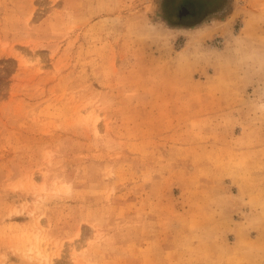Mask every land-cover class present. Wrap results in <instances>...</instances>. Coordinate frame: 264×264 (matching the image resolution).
<instances>
[{"label": "rangeland", "instance_id": "rangeland-1", "mask_svg": "<svg viewBox=\"0 0 264 264\" xmlns=\"http://www.w3.org/2000/svg\"><path fill=\"white\" fill-rule=\"evenodd\" d=\"M190 12L0 0V264H264V0Z\"/></svg>", "mask_w": 264, "mask_h": 264}, {"label": "trees", "instance_id": "trees-1", "mask_svg": "<svg viewBox=\"0 0 264 264\" xmlns=\"http://www.w3.org/2000/svg\"><path fill=\"white\" fill-rule=\"evenodd\" d=\"M164 10L171 8L172 12H179L183 7H190L189 19L196 18L203 21L209 16L216 15L221 9L225 8L228 0H160ZM199 22V21H198ZM197 23L189 26H196Z\"/></svg>", "mask_w": 264, "mask_h": 264}, {"label": "crops", "instance_id": "crops-1", "mask_svg": "<svg viewBox=\"0 0 264 264\" xmlns=\"http://www.w3.org/2000/svg\"><path fill=\"white\" fill-rule=\"evenodd\" d=\"M264 81V80H263ZM261 82H262V79H261ZM264 129V128H263ZM259 131H262V126H259ZM264 132L261 133V135L263 134ZM251 146H257V147H260V148H263L264 147V137H260V138H256V139H252L251 140ZM264 160V153L262 155L259 156V161H262Z\"/></svg>", "mask_w": 264, "mask_h": 264}, {"label": "water", "instance_id": "water-1", "mask_svg": "<svg viewBox=\"0 0 264 264\" xmlns=\"http://www.w3.org/2000/svg\"><path fill=\"white\" fill-rule=\"evenodd\" d=\"M183 13H184V14H186V13H187V11H186V10H184V11H183Z\"/></svg>", "mask_w": 264, "mask_h": 264}, {"label": "flooded vegetation", "instance_id": "flooded-vegetation-1", "mask_svg": "<svg viewBox=\"0 0 264 264\" xmlns=\"http://www.w3.org/2000/svg\"><path fill=\"white\" fill-rule=\"evenodd\" d=\"M186 16H188V15H185V16H183V17H186Z\"/></svg>", "mask_w": 264, "mask_h": 264}]
</instances>
